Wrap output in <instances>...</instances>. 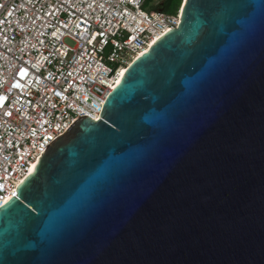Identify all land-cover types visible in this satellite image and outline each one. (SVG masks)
<instances>
[{"label": "water", "instance_id": "95a60500", "mask_svg": "<svg viewBox=\"0 0 264 264\" xmlns=\"http://www.w3.org/2000/svg\"><path fill=\"white\" fill-rule=\"evenodd\" d=\"M179 11L0 206V264H264V0Z\"/></svg>", "mask_w": 264, "mask_h": 264}, {"label": "built area", "instance_id": "2783aa9c", "mask_svg": "<svg viewBox=\"0 0 264 264\" xmlns=\"http://www.w3.org/2000/svg\"><path fill=\"white\" fill-rule=\"evenodd\" d=\"M144 2L0 0V206L77 117L99 119L117 72L177 25L178 11Z\"/></svg>", "mask_w": 264, "mask_h": 264}, {"label": "trees", "instance_id": "16d2710c", "mask_svg": "<svg viewBox=\"0 0 264 264\" xmlns=\"http://www.w3.org/2000/svg\"><path fill=\"white\" fill-rule=\"evenodd\" d=\"M150 0H145V2ZM181 0H156L152 10L160 11L167 15H174L179 11Z\"/></svg>", "mask_w": 264, "mask_h": 264}, {"label": "bare ground", "instance_id": "6f19581e", "mask_svg": "<svg viewBox=\"0 0 264 264\" xmlns=\"http://www.w3.org/2000/svg\"><path fill=\"white\" fill-rule=\"evenodd\" d=\"M178 14H179V19H180V11H178ZM157 38H158V37L153 38V39L151 40L150 44H151L153 41H155ZM150 44H149V45H150ZM139 55H140V53H139L137 56H139ZM137 56H136V57H137ZM125 68H126V67H125ZM125 68H122V70H119V71L117 72V75H116V84L118 83L119 79H120L121 76L123 75V73H124V71H125ZM33 166H34V164L31 166V168H30L29 171L32 170ZM23 181H24V179H22V180L19 182V184H18V188L21 186V184L23 183Z\"/></svg>", "mask_w": 264, "mask_h": 264}, {"label": "rangeland", "instance_id": "374dc122", "mask_svg": "<svg viewBox=\"0 0 264 264\" xmlns=\"http://www.w3.org/2000/svg\"><path fill=\"white\" fill-rule=\"evenodd\" d=\"M156 0H150L149 2L147 1V2H144V4H143V6H142V9L143 10H152L153 9V5H154V2H155ZM182 1V0H181ZM180 5H181V3H180ZM180 8V7H179ZM67 43H70L69 41H66Z\"/></svg>", "mask_w": 264, "mask_h": 264}]
</instances>
